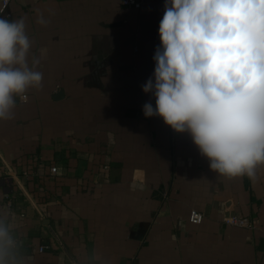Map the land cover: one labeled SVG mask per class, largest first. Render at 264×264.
Wrapping results in <instances>:
<instances>
[{"label": "crops", "instance_id": "crops-1", "mask_svg": "<svg viewBox=\"0 0 264 264\" xmlns=\"http://www.w3.org/2000/svg\"><path fill=\"white\" fill-rule=\"evenodd\" d=\"M164 4L9 0L0 16L25 20L43 74L0 120V212L23 264H264V164L255 180L221 176L189 134L143 114Z\"/></svg>", "mask_w": 264, "mask_h": 264}, {"label": "clouds", "instance_id": "clouds-1", "mask_svg": "<svg viewBox=\"0 0 264 264\" xmlns=\"http://www.w3.org/2000/svg\"><path fill=\"white\" fill-rule=\"evenodd\" d=\"M37 22L46 25L43 13ZM153 77L155 98L145 117L158 116L187 133L210 169L255 180L264 164V0H165ZM23 18L0 17V120L14 118L17 97L42 87L40 58ZM0 264H23L21 241L0 212Z\"/></svg>", "mask_w": 264, "mask_h": 264}, {"label": "built area", "instance_id": "built-area-1", "mask_svg": "<svg viewBox=\"0 0 264 264\" xmlns=\"http://www.w3.org/2000/svg\"><path fill=\"white\" fill-rule=\"evenodd\" d=\"M8 2L9 0H0V16L5 12ZM123 3L138 7L140 5V0H123ZM169 129H170V132L174 134L175 131H173L170 128V126H169ZM57 170H58V167L56 165H52L50 167V172L52 174H56L58 172ZM188 218L191 223L197 224L202 221L203 214L197 210L192 209L189 213ZM222 220L228 224L250 227V222L245 217L236 216V215H230V216L227 215V216H224ZM48 247H49L48 245H42L39 247V250L43 251L44 249H47Z\"/></svg>", "mask_w": 264, "mask_h": 264}]
</instances>
